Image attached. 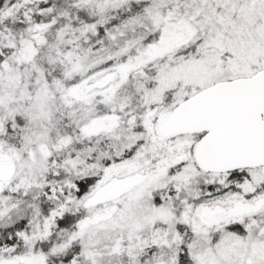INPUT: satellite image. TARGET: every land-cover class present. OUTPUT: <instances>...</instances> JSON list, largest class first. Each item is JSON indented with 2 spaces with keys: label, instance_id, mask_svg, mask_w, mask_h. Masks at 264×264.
Segmentation results:
<instances>
[{
  "label": "snow or ice",
  "instance_id": "6c2138e0",
  "mask_svg": "<svg viewBox=\"0 0 264 264\" xmlns=\"http://www.w3.org/2000/svg\"><path fill=\"white\" fill-rule=\"evenodd\" d=\"M0 264H264V0H0Z\"/></svg>",
  "mask_w": 264,
  "mask_h": 264
}]
</instances>
